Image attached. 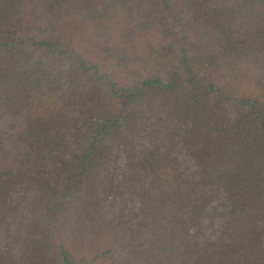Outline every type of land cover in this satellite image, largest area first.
I'll return each mask as SVG.
<instances>
[{
    "label": "trees",
    "instance_id": "obj_1",
    "mask_svg": "<svg viewBox=\"0 0 264 264\" xmlns=\"http://www.w3.org/2000/svg\"><path fill=\"white\" fill-rule=\"evenodd\" d=\"M0 264H264V0H0Z\"/></svg>",
    "mask_w": 264,
    "mask_h": 264
}]
</instances>
